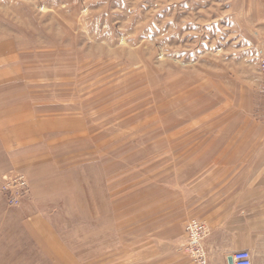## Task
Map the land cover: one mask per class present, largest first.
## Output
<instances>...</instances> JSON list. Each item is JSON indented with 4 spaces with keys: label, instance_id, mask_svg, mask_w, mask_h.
I'll list each match as a JSON object with an SVG mask.
<instances>
[{
    "label": "rangeland",
    "instance_id": "374dc122",
    "mask_svg": "<svg viewBox=\"0 0 264 264\" xmlns=\"http://www.w3.org/2000/svg\"><path fill=\"white\" fill-rule=\"evenodd\" d=\"M260 56L264 0H0V264H193L177 174L261 143Z\"/></svg>",
    "mask_w": 264,
    "mask_h": 264
},
{
    "label": "crops",
    "instance_id": "0c3cea01",
    "mask_svg": "<svg viewBox=\"0 0 264 264\" xmlns=\"http://www.w3.org/2000/svg\"><path fill=\"white\" fill-rule=\"evenodd\" d=\"M257 109L251 122L261 143H192L190 162L177 174L181 215L207 228V264H231L232 253L243 248L253 264H264V111Z\"/></svg>",
    "mask_w": 264,
    "mask_h": 264
},
{
    "label": "built area",
    "instance_id": "2783aa9c",
    "mask_svg": "<svg viewBox=\"0 0 264 264\" xmlns=\"http://www.w3.org/2000/svg\"><path fill=\"white\" fill-rule=\"evenodd\" d=\"M259 67L264 72V56H260ZM17 191L11 194V201L17 199V197L23 193L25 187L24 179L18 176L16 179ZM185 241L184 251L188 254L189 258L194 264H207V254L204 247L203 239L207 233V228L203 221L190 217L184 224ZM231 264H253L252 256L247 249H237L232 253Z\"/></svg>",
    "mask_w": 264,
    "mask_h": 264
},
{
    "label": "water",
    "instance_id": "95a60500",
    "mask_svg": "<svg viewBox=\"0 0 264 264\" xmlns=\"http://www.w3.org/2000/svg\"><path fill=\"white\" fill-rule=\"evenodd\" d=\"M229 260H231V256H229V258H228Z\"/></svg>",
    "mask_w": 264,
    "mask_h": 264
}]
</instances>
